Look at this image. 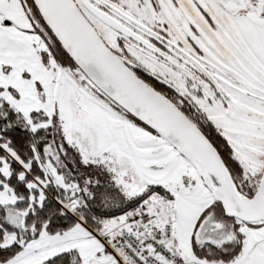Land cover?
I'll use <instances>...</instances> for the list:
<instances>
[{"label": "snow or ice", "instance_id": "obj_1", "mask_svg": "<svg viewBox=\"0 0 264 264\" xmlns=\"http://www.w3.org/2000/svg\"><path fill=\"white\" fill-rule=\"evenodd\" d=\"M0 264H264V0H0Z\"/></svg>", "mask_w": 264, "mask_h": 264}]
</instances>
